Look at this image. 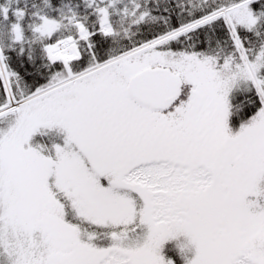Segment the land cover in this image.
Here are the masks:
<instances>
[{
  "label": "snow or ice",
  "instance_id": "obj_1",
  "mask_svg": "<svg viewBox=\"0 0 264 264\" xmlns=\"http://www.w3.org/2000/svg\"><path fill=\"white\" fill-rule=\"evenodd\" d=\"M0 264H264V0H0Z\"/></svg>",
  "mask_w": 264,
  "mask_h": 264
}]
</instances>
